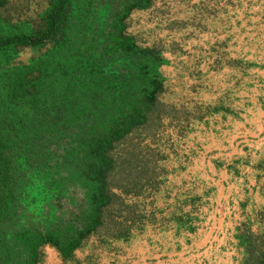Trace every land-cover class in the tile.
Returning <instances> with one entry per match:
<instances>
[{
    "label": "trees",
    "instance_id": "obj_1",
    "mask_svg": "<svg viewBox=\"0 0 264 264\" xmlns=\"http://www.w3.org/2000/svg\"><path fill=\"white\" fill-rule=\"evenodd\" d=\"M154 2L0 0V264H40L45 245L76 262L89 237L127 241L156 222L194 228L182 205L199 194L155 216L164 150L212 112L236 113L164 98L161 47L128 31ZM254 223L235 229L239 264H264V203Z\"/></svg>",
    "mask_w": 264,
    "mask_h": 264
},
{
    "label": "rangeland",
    "instance_id": "obj_2",
    "mask_svg": "<svg viewBox=\"0 0 264 264\" xmlns=\"http://www.w3.org/2000/svg\"><path fill=\"white\" fill-rule=\"evenodd\" d=\"M128 31L141 43L161 47L165 60L159 70L165 99L202 105L222 99L236 116L264 105V0H155L150 8L131 13ZM232 57L253 62L232 65L227 61ZM224 115L232 114L212 112L206 121L217 124V117ZM201 122L175 135L164 150L161 163L167 174L154 193L157 220L172 210L175 196L183 199L199 192V175L192 180L187 176L199 167ZM164 137L160 139L163 149ZM199 196L182 208H191L197 215L202 204ZM251 226H255L253 221ZM90 239L98 243L92 236L86 243H93Z\"/></svg>",
    "mask_w": 264,
    "mask_h": 264
},
{
    "label": "crops",
    "instance_id": "obj_3",
    "mask_svg": "<svg viewBox=\"0 0 264 264\" xmlns=\"http://www.w3.org/2000/svg\"><path fill=\"white\" fill-rule=\"evenodd\" d=\"M257 108L198 126L199 167L187 177L199 175L196 194L202 204L192 230L160 229L156 222L127 241L101 245L90 239L93 243L75 250L76 262H63L45 245L40 264H239L235 229L241 222H254L264 203V105Z\"/></svg>",
    "mask_w": 264,
    "mask_h": 264
}]
</instances>
